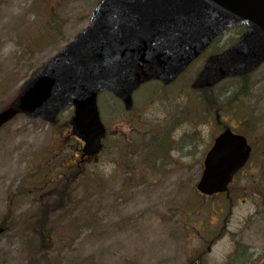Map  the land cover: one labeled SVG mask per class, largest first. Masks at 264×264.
I'll list each match as a JSON object with an SVG mask.
<instances>
[{
	"label": "rangeland",
	"instance_id": "rangeland-1",
	"mask_svg": "<svg viewBox=\"0 0 264 264\" xmlns=\"http://www.w3.org/2000/svg\"><path fill=\"white\" fill-rule=\"evenodd\" d=\"M99 1L0 0V111L83 31ZM241 32L239 26L226 30L161 91L155 82L141 85L130 111L100 94L104 150L84 164L76 163L81 145L70 134L71 108L50 125L17 116L3 126L0 224L7 231L0 264H239L243 256L244 264H264V64L245 79L248 88L241 79L190 88L205 59L231 47ZM205 97L209 109L202 106ZM222 127L249 138V176L236 179L229 198H203L195 186ZM73 172L74 178L64 176ZM58 181L68 204L45 223L48 249L32 248L27 222Z\"/></svg>",
	"mask_w": 264,
	"mask_h": 264
},
{
	"label": "water",
	"instance_id": "water-1",
	"mask_svg": "<svg viewBox=\"0 0 264 264\" xmlns=\"http://www.w3.org/2000/svg\"><path fill=\"white\" fill-rule=\"evenodd\" d=\"M238 24L245 29L236 45L206 60L193 89L244 76L264 62V0H102L84 31L20 88L0 113V127L17 114L52 123L72 106L71 134L84 143L82 158L93 156L104 137L99 93H112L129 109L139 85L171 83L224 29ZM249 153L243 137L225 130L207 153L196 190L224 193Z\"/></svg>",
	"mask_w": 264,
	"mask_h": 264
},
{
	"label": "trees",
	"instance_id": "trees-1",
	"mask_svg": "<svg viewBox=\"0 0 264 264\" xmlns=\"http://www.w3.org/2000/svg\"><path fill=\"white\" fill-rule=\"evenodd\" d=\"M248 76H245L243 79H241L242 81V88H244V86L246 85L245 79ZM248 88V86H247ZM242 92L244 93V90L242 89ZM202 106L205 105L207 109L211 108V104L210 101L208 99V97L202 98ZM214 114H218V112L215 111ZM78 174V172H73L71 174L65 173L64 176L66 178L68 177H76ZM61 183V182H60ZM52 191H50L49 193H44L45 194V199H40V203H42L41 205H37L35 213L33 218L31 217L30 220L27 222L28 227L30 228V231L32 232V248H42L45 247L48 249L47 247V242H48V230L45 227V223H47L50 215L52 213H56L58 210H60L62 208V203L66 201V204H68L67 202V197H63V192L61 190H59V181L55 182L52 186H51ZM65 194H70V190L68 188H65L64 191ZM42 194L41 191H38L36 193V195L40 196ZM42 194V195H44ZM53 194V196H52ZM56 196L57 200L54 201L52 200V197ZM64 198V200H63ZM36 202V201H35ZM39 201H37L38 203ZM53 210V211H51ZM37 220L35 222L34 221L36 218ZM34 234V235H33ZM35 236V237H34ZM40 250V249H39Z\"/></svg>",
	"mask_w": 264,
	"mask_h": 264
},
{
	"label": "flooded vegetation",
	"instance_id": "flooded-vegetation-1",
	"mask_svg": "<svg viewBox=\"0 0 264 264\" xmlns=\"http://www.w3.org/2000/svg\"><path fill=\"white\" fill-rule=\"evenodd\" d=\"M244 174V171H241L240 173H239V175H243Z\"/></svg>",
	"mask_w": 264,
	"mask_h": 264
}]
</instances>
